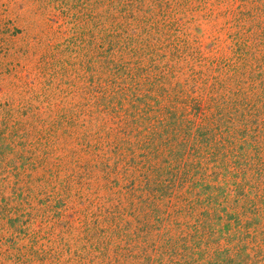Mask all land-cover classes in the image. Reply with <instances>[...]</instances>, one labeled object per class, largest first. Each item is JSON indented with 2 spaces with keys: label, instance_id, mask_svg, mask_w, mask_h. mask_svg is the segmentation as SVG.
Returning a JSON list of instances; mask_svg holds the SVG:
<instances>
[{
  "label": "trees",
  "instance_id": "1",
  "mask_svg": "<svg viewBox=\"0 0 264 264\" xmlns=\"http://www.w3.org/2000/svg\"><path fill=\"white\" fill-rule=\"evenodd\" d=\"M33 1L26 37L43 53L17 50L35 70L24 95L52 114L28 103L25 123L14 109L1 117L0 264H61L64 252L36 242L64 204L65 226L80 223L65 194L76 186L81 200L90 190L118 202L79 226L80 264H264V0ZM193 13L195 36L178 19ZM8 24L0 35L14 37ZM215 44L230 56L215 58ZM67 168L73 183L58 180Z\"/></svg>",
  "mask_w": 264,
  "mask_h": 264
},
{
  "label": "rangeland",
  "instance_id": "2",
  "mask_svg": "<svg viewBox=\"0 0 264 264\" xmlns=\"http://www.w3.org/2000/svg\"><path fill=\"white\" fill-rule=\"evenodd\" d=\"M38 4L33 1V0H0V29L2 26H7L6 23L8 24V27L10 29H14L17 31V34L14 32L13 35L14 37H7V35H0V121L1 117L5 115V111L8 109H14L19 112L15 116L14 120L15 122H21L25 123L26 117L25 115H22L24 111H29L31 109H28V101L29 96H25V88H23V82L29 83L30 78L33 76L35 70L31 65L27 66L24 60L23 54L17 53L18 48H21L22 50H28V53L25 55L33 56L34 57V62L42 55L43 51L42 49L36 44V40H32L30 37L27 39L26 37V28L29 27L28 24L35 23L37 21V14L34 13V8L37 7ZM178 19L180 20L179 22L181 23H192L194 24L193 27L191 28L192 30L191 33L195 36L199 34V29L196 27L197 21L195 20L196 14H181L178 15ZM204 23L200 25L202 29L204 28ZM31 31V28L29 29ZM3 37H6L7 39V44H9L8 48H6V44L3 43ZM206 42V40H204ZM211 41L210 37L209 40H207L206 44L204 46H208L209 42ZM204 42V43H205ZM225 45V44H224ZM228 46H221L215 44V49H213V55L215 58H219L223 56V58L227 55L230 56L228 52ZM217 49H220L218 52ZM8 52V54H7ZM23 52V51H22ZM21 52V53H22ZM252 52L256 53L254 56V59L257 58L259 59L261 57V45L259 46L258 43L256 44V47L252 50ZM251 57H249L250 60ZM26 65L27 70L22 71L21 66ZM249 65V63H248ZM251 68V66L249 65ZM255 66H252L254 68ZM28 73H31V75L28 78ZM37 75V74H36ZM35 75V76H36ZM231 75V74H230ZM60 98H58L59 100ZM54 103L53 105L55 106L57 102H51ZM30 105H32V108L39 107V111L42 112V115L40 113H35V115H41V116H50L51 113L46 114V110L44 107L47 106L46 103H43V100H38V101H31ZM27 108V110H26ZM20 123V124H21ZM18 151H16V154L20 153V147H18ZM17 155H11L7 160L8 162H15L16 164L19 162L20 164V159L14 160V158ZM70 159V158H69ZM82 163H88L91 165L90 170H88L87 174L92 173V178H96L100 175V173L97 174V170L93 171V166L95 164L93 157L92 156H82L81 157ZM72 163V161H71ZM70 166V165H69ZM71 167L73 168V172L75 173V181L80 183V185L86 184L89 182V179H85L84 177L87 176V174H84L86 170L78 168L74 166L72 163ZM42 173L38 172L33 174V177L35 176L36 179L40 178V175ZM60 174L58 176L59 182H65L67 180L71 181L68 176L70 175V171H68V168L66 171ZM48 178V177H45ZM68 178V179H67ZM26 180V179H25ZM71 181V183L75 182ZM8 185L12 188L15 187L14 185V180L13 177L7 180ZM96 184V181L93 180V185ZM44 185V182L41 179H39L36 183V186L34 188L37 190L40 186ZM85 189L82 188V190ZM82 190L79 189V186L75 187V190L73 192H66L65 194L68 195L69 202H70V209L74 208L79 210L81 213L79 215L80 217V223L75 222V226L73 229V232L70 231V227L65 226L64 222H70L72 220V211L69 209H66V206L62 205L61 207H58L57 209L50 211L47 216V221L46 222H41L43 225L42 227H45V230L49 229V234L46 237L45 240H41L40 242H36V246L39 249L45 248L46 250L50 249L53 252H64L62 256V261L61 264H80L77 261V258L75 257V254L80 250V248L84 245L85 246V241L83 240L82 243L78 242L79 237L84 238V235L80 232L81 229H79V226L83 224V227L86 229L88 228V223L90 222V213L91 216H100L103 212L111 210L115 205H117V200H107L108 197H110V193L108 192H99V196L102 198V200L98 199L95 197V195L90 194V190L88 191V194L83 197L81 200V196L79 195V192ZM85 193V192H84ZM78 198L76 197V195ZM62 200L64 197H60ZM35 205H37L34 202ZM64 207V208H63ZM56 212H63L65 215V219L62 220H57V218H52L51 214L56 213ZM101 216V217H102ZM76 217H74L75 219ZM124 222L122 223L123 225L127 222L128 224L131 223V226H135V221L133 217L128 216L126 214L123 217ZM40 221V220H39ZM91 226H92V222ZM86 224V225H85ZM29 229L26 230V232L30 233H35L37 232L41 226L40 222L33 223L28 227ZM82 231V230H81ZM42 233V231H40ZM25 243L30 244V241L25 238ZM93 253L92 255H94ZM97 255V254H95ZM85 264H88V261L85 260ZM93 264H98V261L96 260Z\"/></svg>",
  "mask_w": 264,
  "mask_h": 264
}]
</instances>
